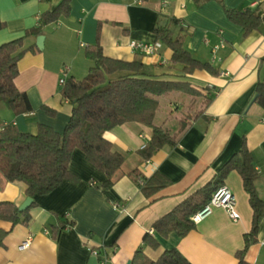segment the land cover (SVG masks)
Returning <instances> with one entry per match:
<instances>
[{
    "label": "crops",
    "instance_id": "0c3cea01",
    "mask_svg": "<svg viewBox=\"0 0 264 264\" xmlns=\"http://www.w3.org/2000/svg\"><path fill=\"white\" fill-rule=\"evenodd\" d=\"M61 2L0 0V45L37 27L42 14ZM224 9L249 10L263 17L264 0H221V4L215 0H72L68 17L42 29L41 48L37 37L24 38L22 50L27 51L17 63L14 85L26 95L32 112L15 115L1 104L3 126H17L20 133L32 136L43 125L62 134L72 106L62 98L59 80L80 82L87 76L92 63L84 51L97 37L104 57L138 62L145 77L184 82L195 92L160 97L154 126L174 134L181 120H193L175 146H164L148 161L140 152L150 142L152 128L126 123L105 132L102 137L111 143L112 151L124 158L108 189L102 188L105 175L80 150H73L68 171L74 179L62 181L47 195L30 198L28 223L12 226L0 221V230L7 232L0 264H99L90 250L102 253L104 249L107 264H128L136 251L156 261L171 249L190 264H238L235 255L252 227V211L238 172H230L223 182L236 198L237 222L216 208L184 238L175 233L162 237L152 228L156 220L213 182L243 143L254 157L258 173L254 188L264 202V111L255 102V88L264 84V25L244 36L242 27L230 22ZM154 29L164 30L172 39L185 36L184 50L215 74L196 70L185 75L182 65L171 62V51L156 39ZM132 41H158L162 47L146 56L131 50ZM64 68L68 69L65 75ZM42 107L56 111L55 115H47ZM136 170L142 180L158 174L166 184L146 196L129 177ZM25 190L23 183L8 182L0 173V203L21 208L28 199ZM70 222L72 227L52 236L54 228ZM146 235L156 247L144 241ZM28 240L29 247L22 248ZM244 259L248 264H264V218L257 242Z\"/></svg>",
    "mask_w": 264,
    "mask_h": 264
},
{
    "label": "trees",
    "instance_id": "16d2710c",
    "mask_svg": "<svg viewBox=\"0 0 264 264\" xmlns=\"http://www.w3.org/2000/svg\"><path fill=\"white\" fill-rule=\"evenodd\" d=\"M215 1L221 4V0ZM71 2L72 0H62L52 11L42 14L37 27L27 30L22 37L0 45V105H5L15 115L32 112L28 98L14 85V79L18 75L17 63L27 51L22 50L23 40L42 36L44 27L57 22L61 17H68ZM224 12L230 22L242 27L244 36L264 25V16L260 17L249 10L235 12L224 9ZM154 33L156 39L171 51V62L183 66L182 72L185 75L196 70L215 74L208 64L200 63L184 50L185 36L178 35L172 39L164 30L158 29H154ZM84 55L92 63L87 76L80 82L65 80L61 90L62 98L72 106L70 118L62 134L40 125L37 133L31 136L20 133L17 126H3L0 123V173L8 182L23 183L28 198L47 195L62 181L74 179L68 171V162L75 149L80 150L86 160L105 175L106 181L102 188H110L113 185L112 178L122 166L124 158L113 152L111 143L102 136L117 126L141 123L152 128L150 142L140 152V157L148 161L164 146H175L178 136L187 129L190 120H193L189 117L181 120L174 134L153 125L160 97L172 92L195 95L187 83L151 79L142 74L143 66L138 62H123L104 57L98 37L94 45L86 47ZM117 73L122 75L108 79ZM255 102L264 111L263 83L255 88ZM42 110L49 116H54L56 112L47 107H42ZM232 171L238 172L241 177L242 188L248 196L252 211V227L243 236L242 250L235 255L238 264H248L244 256L248 248L257 242L259 225L264 218V202L258 198L254 188L258 173L254 167V157L245 143L217 172L213 182L156 220L152 228L162 237L170 233H175L179 238L186 237L195 229L190 221L191 216L209 201L219 186H223L224 180ZM129 177L137 182L143 181V185L139 186L146 196L157 192L166 184L165 181H159L161 176L158 174L142 180L138 170L130 173ZM32 205L31 203L27 209L20 211V208L10 202H1L0 221L9 222L12 226L26 224L30 219L28 211ZM72 226V222L62 223L52 230V236H57L60 231ZM6 235L7 232L0 230V247ZM144 241L152 247L157 246L147 235ZM130 264L190 263L177 250L171 249L164 251L156 261L148 259L141 251H136Z\"/></svg>",
    "mask_w": 264,
    "mask_h": 264
},
{
    "label": "built area",
    "instance_id": "2783aa9c",
    "mask_svg": "<svg viewBox=\"0 0 264 264\" xmlns=\"http://www.w3.org/2000/svg\"><path fill=\"white\" fill-rule=\"evenodd\" d=\"M161 47H162V44L158 41H155L153 43H141L138 41L137 42L136 41L130 42V48L132 51L137 52V53L139 52V53L146 55V56L155 55L161 49ZM219 47H222V44ZM217 48L218 47L215 46L213 48V52H215V50ZM67 72H68L67 68H64L62 70V73L64 75ZM64 82H65V79H63V78L59 80V84H61V85L65 84ZM142 148H144V146ZM138 184L140 186H142L143 181L139 180ZM92 185H94V184H92ZM236 205H237V202H236V198L233 195V193L228 188H226L224 186H219L213 192L209 201L205 205H203L199 209V211L195 212L191 216L190 221L194 225H198L204 219H206L208 216L212 215L213 210L217 208V209H222L226 213L228 219L231 222H237L239 219V215H238L239 213L236 212ZM29 243H30L29 240L26 241L23 244L22 248H24V249L28 248ZM90 251H91V254L93 256L99 258V264H107L108 263L109 256L107 253H105V249L103 250L102 253H100L97 250H90Z\"/></svg>",
    "mask_w": 264,
    "mask_h": 264
},
{
    "label": "water",
    "instance_id": "95a60500",
    "mask_svg": "<svg viewBox=\"0 0 264 264\" xmlns=\"http://www.w3.org/2000/svg\"><path fill=\"white\" fill-rule=\"evenodd\" d=\"M36 45H37V47H39V48H41L42 47V45H43V37L42 36H38L37 38H36ZM31 204V199L30 198H28L26 201H25V203L21 206V208L19 209L20 211H23V210H25V209H27L28 208V206ZM128 264H130V263H128Z\"/></svg>",
    "mask_w": 264,
    "mask_h": 264
}]
</instances>
